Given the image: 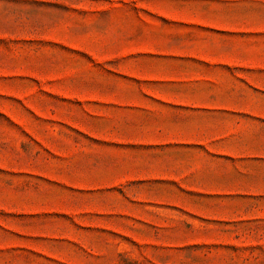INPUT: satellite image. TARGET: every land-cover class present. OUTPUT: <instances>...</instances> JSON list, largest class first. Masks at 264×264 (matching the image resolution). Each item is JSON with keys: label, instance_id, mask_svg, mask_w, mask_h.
<instances>
[{"label": "rangeland", "instance_id": "obj_1", "mask_svg": "<svg viewBox=\"0 0 264 264\" xmlns=\"http://www.w3.org/2000/svg\"><path fill=\"white\" fill-rule=\"evenodd\" d=\"M0 264H264V0H0Z\"/></svg>", "mask_w": 264, "mask_h": 264}, {"label": "crops", "instance_id": "obj_2", "mask_svg": "<svg viewBox=\"0 0 264 264\" xmlns=\"http://www.w3.org/2000/svg\"><path fill=\"white\" fill-rule=\"evenodd\" d=\"M212 62V61H211Z\"/></svg>", "mask_w": 264, "mask_h": 264}]
</instances>
